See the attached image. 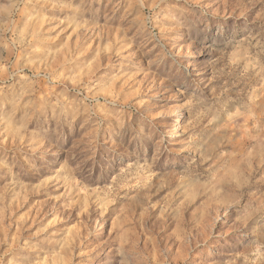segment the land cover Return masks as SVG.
Instances as JSON below:
<instances>
[{"label":"rangeland","instance_id":"obj_1","mask_svg":"<svg viewBox=\"0 0 264 264\" xmlns=\"http://www.w3.org/2000/svg\"><path fill=\"white\" fill-rule=\"evenodd\" d=\"M0 264H264V0H0Z\"/></svg>","mask_w":264,"mask_h":264},{"label":"bare ground","instance_id":"obj_2","mask_svg":"<svg viewBox=\"0 0 264 264\" xmlns=\"http://www.w3.org/2000/svg\"><path fill=\"white\" fill-rule=\"evenodd\" d=\"M176 127H178V125Z\"/></svg>","mask_w":264,"mask_h":264}]
</instances>
